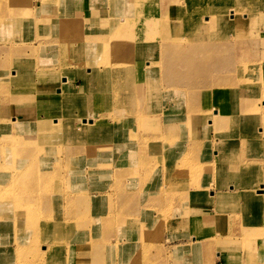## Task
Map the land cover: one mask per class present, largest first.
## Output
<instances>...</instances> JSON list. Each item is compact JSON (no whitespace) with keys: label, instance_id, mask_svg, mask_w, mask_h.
Wrapping results in <instances>:
<instances>
[{"label":"rangeland","instance_id":"374dc122","mask_svg":"<svg viewBox=\"0 0 264 264\" xmlns=\"http://www.w3.org/2000/svg\"><path fill=\"white\" fill-rule=\"evenodd\" d=\"M245 4L250 7L243 10ZM193 5L202 9L208 6L209 14L204 22L205 17L198 23L193 21L198 14ZM48 6L51 11L46 18L44 10ZM74 6H78L75 17L71 13ZM170 6L173 9L163 12L164 7ZM35 10L44 21L51 20L57 25L46 34L37 28L29 30L22 20ZM141 21H155L153 25L159 24L156 29L163 32L150 35L148 42L139 38L130 42L116 40L120 47L109 41L112 38L108 29L115 32L121 27H132L130 33L136 36L142 32ZM104 27L107 29L102 30L103 34ZM0 32L5 35L0 43V136L15 138L16 145L20 138L21 145L36 156L22 160L21 168L30 166L36 173L47 166L42 176H64L61 163L44 165L39 161L47 149L49 155L59 153L65 164L71 162L74 173L83 172L84 180L80 177L62 184L63 199L66 200L68 190L74 197L73 203L66 200L64 212L70 216L71 223L77 224V228L65 232L63 245L72 243L69 239L74 240L73 244L77 240L90 245L96 242L94 249L78 246L76 252L79 250L81 257L92 254L100 258L98 264H163V236L183 227L181 220L175 221L180 210L174 206V199L181 200L192 191V200L198 201L210 193L212 184L219 186L220 182L227 188L243 189L248 196L257 193L264 198V0H0ZM100 35H104V41L100 39L98 44ZM83 39H86L84 43ZM185 45L191 47L192 53L200 48L197 64L192 60H173L174 54L163 53V46L175 49ZM83 48L85 53L81 52ZM91 50L96 51L93 54ZM124 50L140 58L133 59ZM96 54L101 55L93 57ZM20 65L26 67L18 70ZM198 65L201 69L195 73ZM142 66L149 73L134 74L131 82L130 74ZM110 68L113 74L123 78H119V84L110 80V92L115 85L127 88L139 85L124 101L119 99L120 120L111 108V93L103 102H97L94 97V93L102 92V88H95L94 76ZM172 74L181 81L191 82L183 83L184 88H165L160 76ZM24 76L30 80L24 81ZM192 81L198 85L194 86ZM20 85L25 86L24 92L18 90ZM146 96L148 99L144 100L142 97ZM54 98L57 102L52 103ZM137 100L139 104L132 110L126 105ZM84 108L90 110L87 116ZM91 117L102 118L107 127L102 129L108 132L102 136L113 139L105 147L100 145L101 134L97 133L104 124L91 126L88 121ZM37 118L47 119L46 123L40 125ZM139 121L137 126L135 123ZM55 124L64 126L52 137L50 127ZM91 130L94 134L81 148L72 144L75 138L69 136L81 138ZM51 140L54 145H49ZM63 141L72 144L70 151H66ZM126 143L145 146L144 153L149 159H142L139 152H129L124 161L121 159L120 167L115 165L116 147ZM93 152L97 157L89 159ZM90 171H95L94 175ZM236 171L238 174H234ZM37 176L33 175L32 179ZM79 180L80 184L74 185ZM119 185L127 186V198H122L128 199L126 203L118 196L104 198L106 192L112 193L111 189ZM13 188L11 185L8 191ZM84 193L92 198L86 200ZM18 195L30 193L18 192ZM152 195L165 202L164 210L149 212L151 215L156 212L150 223L130 224L127 216L132 214L131 208L136 210L139 202ZM232 196L220 194L219 198ZM95 205L98 207L93 212ZM52 210L55 208L50 210L51 218ZM97 215H101L99 223L94 222ZM209 223V228L215 225L214 221ZM255 230L244 231L241 241L249 245L259 239V245L264 248V222L256 224ZM132 231L137 235L134 239L130 237ZM15 238L20 241L19 237ZM132 241L135 245L129 251L127 244ZM204 245L209 250L219 248L220 240L209 237ZM12 246L17 248L18 244L12 242ZM65 247L67 250L60 252L54 262L80 264L77 256L68 252L70 247ZM131 253L134 263L130 262ZM25 259L27 264H46L41 257ZM12 263V257L5 263L0 252V264Z\"/></svg>","mask_w":264,"mask_h":264},{"label":"bare ground","instance_id":"6f19581e","mask_svg":"<svg viewBox=\"0 0 264 264\" xmlns=\"http://www.w3.org/2000/svg\"><path fill=\"white\" fill-rule=\"evenodd\" d=\"M204 1L205 0H202V2H204ZM238 6L239 5H237L236 7H238ZM207 7L208 6H205V8L202 9L201 6L193 5V10H196L197 11L196 13H198L197 15H195L193 17L194 22L198 23L202 17H205L204 20L202 19L203 22L205 21L206 17L209 14ZM247 7H250V6L248 4H245V5H243L242 9L245 10ZM171 9H173V6L164 7L163 12H168V10H171ZM188 11H189V7H188ZM187 22H188L187 20L184 21V24H186ZM153 23H155V21H145V22L141 21V24L139 23V26L142 29V32L136 33L135 34L136 36H132V34L130 33L131 32L130 28H132V27H130L129 29L121 27L120 29L116 30L115 32H113L112 29H108L109 30V38H112L109 41L112 43L115 42V44H116L117 43L116 40H119V41L122 40V42H130L134 38H139V39H141V41L148 42L150 39V35L163 32L162 30L156 29L157 25H159V24H157L155 26V25H153ZM142 25H143V27H142ZM104 29H107V28L104 27L101 29V31L102 30L104 31ZM103 34H104V32H103ZM163 35H165V33ZM103 36H101V35L99 36V38L97 40L98 44H100L99 43L100 39H102V42L104 41ZM85 40L83 39L81 41L84 43ZM116 46L120 47L122 45L116 44ZM91 48L95 49L96 47L91 46ZM91 51L94 54L96 50H91ZM81 52L85 53L84 48L82 49ZM124 52H126L129 55V57H131L133 59H135V58L139 59L140 58L139 55L133 54L130 51L124 50ZM163 53L164 54H174L173 60H178L180 58L182 60H185L186 62L191 61V60L195 61V64H197L199 62V57H200L201 51H200V48H195V49H193V53H192L191 47L189 45L188 46L185 45V46L175 47V49H170V48H167V46H163ZM97 55L99 56L101 54H96L93 57H96ZM171 61H172V59L169 61V63H171ZM20 66H22V67H20ZM20 66L17 67L18 70H23V67H26L25 65H20ZM146 69H147L146 66L136 68L134 73L130 74L131 82H133L134 74L135 75H138V74L147 75V73H149V71L146 72ZM198 69L199 70L201 69L200 65H198L194 68L195 73H198V71H199ZM103 73L104 74H97L94 76L95 88H97V89L99 87L102 88V92L99 94H98V92H97V94L94 93V97L96 98L97 102H101V101L103 102V100L105 98L109 97L110 93H111L112 100H113L111 108H113V110L115 111L116 115L119 117V120H120V118H121L120 108L121 107L119 109L117 108V103L119 102V99L121 98V100L124 101L123 98H128L129 94L132 93V91H134L135 89L137 90L139 88V85H138V83H136L135 87H134V85L132 84L131 85L132 88H127V87H123L120 85H115L113 92H110L109 88L111 86V81H113L114 84H117L119 78H122V76H117L116 74H113L111 68L107 69V72L103 71ZM176 76H177L176 74H172L169 76H162V77L160 76V78L162 79L161 84L163 86H165V88H168V89H177L179 87H182V88L186 87V86H184L183 83H190L191 82L189 80L181 81V79L177 78ZM23 80L28 81V80H30V77L24 76ZM52 83H55V82H52ZM149 83H150V81H149ZM192 83H194V86L198 85V83L196 81H192ZM150 85H151V83H150ZM154 85H155V83H154ZM186 85H190V84H186ZM18 90L24 92L25 86L20 85ZM162 95L164 96V94H162ZM158 96H159V94H158ZM142 98L144 100H145V98L148 99L147 96L142 97ZM51 101H52V103L57 102L56 98H54ZM138 104H139V101L137 100L135 102L127 103L126 105H128V107L132 110L133 108H136V106ZM83 110H86V109L84 108ZM117 110H119V111H117ZM88 113H90L89 109L85 111V115L87 116ZM38 120H39V118H37V122H39V124L41 125V124H45L47 119L43 120V121L42 120L38 121ZM88 121L90 122L91 126H94V127H95V124H97V123H103L104 124V121L102 120V118L92 119V117H91V119H89ZM135 124L137 126H140V121L138 123H135ZM61 126H64V125H61V124L52 125L50 127V132H49L50 135L53 137L54 132L57 130H60ZM13 127H14V129L16 128L15 126H13ZM24 127H26V125H24ZM104 127L107 128L106 125L104 124L103 126L98 128L97 133L101 134L99 136L100 145L105 147L106 144L113 141V139L109 140V139L104 138L102 136V135L108 134L107 130L102 129ZM22 129L25 130L24 128H22ZM76 129H78V128H76ZM171 129H172V126H171ZM14 131L15 130H13V132ZM5 133L7 134V130H5ZM93 134H94V132L91 130L90 132H87V133L85 132L81 138H78V136H76V135H73L75 137H72V136H69V137L75 138V140L73 139L72 144H75V146L77 148H79V146L81 148L82 145H84L86 142L89 141L90 135H93ZM151 136H153V135H151ZM157 137H158V135H157ZM154 138H156V137H154ZM158 139H160V138H158ZM152 140L154 141V139H151V141ZM63 142L66 143V141H63ZM16 144H17V141L15 140V138H13L9 135L0 136V252L4 256L5 263L10 262L11 257H12L13 258L12 264H23L24 261L27 264L28 261L25 258H27V257L30 258V256H35L39 259L41 257L42 262H43V258H45L46 264H50L52 261L54 264H59L56 261L54 262V260L60 252L63 253L65 251V249H66L65 245H68L70 247V250H68V252H70L71 254L74 253V255L77 256L76 259L77 260L79 259L80 264H98V263H100V258H97V257L93 256L92 254H89L86 257H81L79 255L80 251L78 250L76 252V250L78 249V246H82V245L84 247H88V249H94L96 242H94V243H92V245H90V244L82 243L81 241L77 240L75 242L76 244H73L74 240L69 239V241H72V243L68 242L69 244L67 243L65 245H63V243H62V241H63L62 238H63V235L65 234V232H70L71 230L77 228V224L71 223L70 222V219H71L70 216L66 212H64L65 207H66V200L68 203L74 202V197H73V195L70 194V193H72V191L68 190L66 200H64L63 197L65 194V191L62 187V184L65 180H69V181L73 182V181L78 180L80 177L82 178V180H84L83 172L82 173H74L75 171L71 166V162L65 164L63 162L62 158H60L58 156L59 153H57L55 155H49L50 152L47 149L43 150V152L41 153V157H40L39 161L44 165L61 163L64 166V169H63L64 176L61 174H56V175L50 176V177L42 176L41 174H44L47 171V166L43 167L42 169H40L36 173H35V170H32L30 168V166H25L24 168H21L20 163L22 162V160H24L25 158H33L36 156H32L29 153V149H27L21 145V139L20 138H18V144L19 145H16ZM72 144L66 143V145H67V146H65L66 151H70L72 149L71 148ZM49 145H54V140H51ZM144 147L143 146L136 147V146L131 145L129 143H126V145L117 146L116 151H115L116 157H115L113 162L117 166L120 165L121 164L120 162L124 161V158H126V154L129 152L130 153L131 152L132 153L139 152V155L141 156L142 159H143V157L146 159H149V156L144 153V149H145ZM64 156H66V155H64ZM45 157H51V159L49 161L45 162L44 160H42ZM143 162H144V160H143ZM145 163H144V167L146 168L148 161H146ZM141 165H142V163H141ZM118 167H120V166H118ZM131 169H132V167H131ZM90 172L93 175L95 173V171H90ZM226 172H227V170H226ZM236 173L238 174V171H236L234 174H236ZM17 174L19 176L15 177ZM33 175H38V176L35 179H32ZM144 180H145V178H144ZM80 181L81 180H79L74 185L80 184ZM182 183H184V180ZM11 185H14V188L12 191H8V189L11 187ZM81 189H83V188H81ZM110 189H108V190H110ZM126 189H127V186H125V185L124 186L119 185L118 188L115 186L114 188L111 189L112 193L111 192L110 193L104 192L106 195H109L108 197H106V195H104L105 196L104 198L110 199L114 196H118L123 201L122 198H127L126 195L128 193L126 192ZM116 190H122V192L120 193L119 191H116ZM18 192H29L30 195L20 196V195H18ZM84 194L86 196V200L92 198V196H90V194H88V193H84ZM127 200H125L123 202L126 203ZM88 202H87V204H88ZM53 207L55 208V210L54 211L52 210L53 211L52 212L53 217L51 218L52 215H51L50 210ZM19 212H21V213H19ZM33 214H35V215H33ZM49 218H51V219H49ZM14 231H16V234ZM74 235L77 238L76 233H74ZM15 236L19 237L20 241H16ZM12 242H16L18 244L17 248L12 246ZM40 248L42 249V251L40 250ZM96 251H100V250H96ZM101 253H103V252H101ZM9 255H11V257ZM52 256H53V258H52ZM63 262H65V261L63 260L62 263ZM41 264H43V263H41Z\"/></svg>","mask_w":264,"mask_h":264},{"label":"crops","instance_id":"0c3cea01","mask_svg":"<svg viewBox=\"0 0 264 264\" xmlns=\"http://www.w3.org/2000/svg\"><path fill=\"white\" fill-rule=\"evenodd\" d=\"M76 8H78V6H74L73 9H71L73 17L76 15ZM26 11L27 9L25 8L24 13ZM44 11L47 18L48 14H50L49 11H51V6L46 7ZM61 14L64 15L63 13ZM34 19H37L39 22L35 24L33 22ZM43 19L45 18L42 17L41 13L35 10L33 12L31 11L30 15L23 18L22 21L26 27L29 26V30H35L37 28L41 32L44 31V34H46L57 25V22H55L54 24L56 25H54L51 20L44 21ZM3 38H5V35L3 32H0V43H3ZM71 85L73 86V83ZM88 157L89 159H91V157L95 159L97 155L93 152ZM83 168L88 169L86 166ZM211 188L210 193H208L205 198L198 201L192 200V191L185 193V197L183 199L181 198V200L179 198L174 199V206H177L178 210H180L178 216L176 215L175 217V221L181 220L183 227L175 228L170 233L166 232L165 236H163L161 244L164 246L165 253L161 258V263L213 264V262H215V264H264V258L262 259L261 257L264 255V248H261L259 245L258 242H260V240L257 239L256 243H249V245H244L241 241L244 231L248 232L247 230H249L255 232L256 224L264 222V198L257 193H252L248 196L243 189L234 190L227 188L223 182H220L219 186L212 184ZM220 194H230L233 196L232 198L224 199L219 198ZM157 196L158 195H152V197L147 198L145 201L139 202L134 211L131 208L132 214L130 213V215L127 216V218L131 220L130 224L132 222L133 224L134 222H140V224L150 223L154 220L153 216L156 215V212L153 215L149 212L155 210L160 212L164 210L165 202L159 200ZM155 198L157 200L153 201ZM97 207L98 205L93 207V212L96 211ZM182 215L183 217L180 219ZM95 217L94 222L99 223L101 221L99 219L101 215ZM212 221H214L215 225L209 228V222ZM236 224L237 226L234 227ZM199 227H202L201 230L199 229L200 232L198 231ZM203 227H205V230ZM195 232L199 234L196 235ZM252 234L257 236L254 233ZM136 236V233L132 231L130 234V237H132L131 239H134ZM213 236H216V238L220 240V247L209 250L205 247L204 242L206 238H213ZM194 240H196V242H194ZM130 243L131 244H127L129 251L133 250V245H135L134 241ZM131 254L130 262L134 263V254ZM158 262H160V260L157 261V263Z\"/></svg>","mask_w":264,"mask_h":264}]
</instances>
